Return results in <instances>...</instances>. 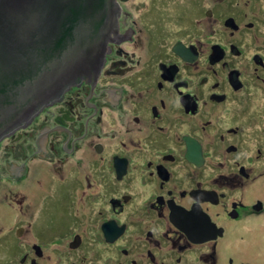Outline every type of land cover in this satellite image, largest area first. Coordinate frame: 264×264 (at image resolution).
I'll use <instances>...</instances> for the list:
<instances>
[{"label":"flooded vegetation","instance_id":"af4514ba","mask_svg":"<svg viewBox=\"0 0 264 264\" xmlns=\"http://www.w3.org/2000/svg\"><path fill=\"white\" fill-rule=\"evenodd\" d=\"M117 1L99 77L0 138V264H264V0Z\"/></svg>","mask_w":264,"mask_h":264},{"label":"water","instance_id":"95a60500","mask_svg":"<svg viewBox=\"0 0 264 264\" xmlns=\"http://www.w3.org/2000/svg\"><path fill=\"white\" fill-rule=\"evenodd\" d=\"M122 1L0 0V138L99 77Z\"/></svg>","mask_w":264,"mask_h":264},{"label":"rangeland","instance_id":"374dc122","mask_svg":"<svg viewBox=\"0 0 264 264\" xmlns=\"http://www.w3.org/2000/svg\"><path fill=\"white\" fill-rule=\"evenodd\" d=\"M7 170V169H6ZM9 173H8V170L7 171H3L2 173V178H5V176H7Z\"/></svg>","mask_w":264,"mask_h":264}]
</instances>
